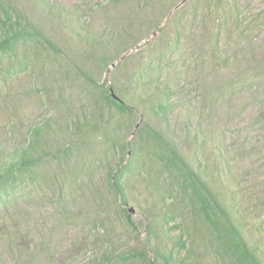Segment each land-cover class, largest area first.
Returning a JSON list of instances; mask_svg holds the SVG:
<instances>
[{"label":"rangeland","instance_id":"rangeland-1","mask_svg":"<svg viewBox=\"0 0 264 264\" xmlns=\"http://www.w3.org/2000/svg\"><path fill=\"white\" fill-rule=\"evenodd\" d=\"M9 1L59 53L29 42L0 55V163L30 141L42 155L0 201V264H144L156 251L232 264L134 143L142 119L173 136L264 261V0ZM113 85L134 117L101 102ZM132 147L129 225L108 173Z\"/></svg>","mask_w":264,"mask_h":264},{"label":"trees","instance_id":"trees-1","mask_svg":"<svg viewBox=\"0 0 264 264\" xmlns=\"http://www.w3.org/2000/svg\"><path fill=\"white\" fill-rule=\"evenodd\" d=\"M49 11H52V7ZM29 42L39 46L45 45L51 51L59 53L32 18L25 17L9 0H0V55L16 56L18 47ZM85 77L90 83L93 82L88 75ZM121 90L116 85L102 88L101 102L112 106L120 113L134 117L135 108L130 105L127 94L123 95ZM112 93L118 100L113 98ZM159 94L166 96L159 100L157 97L154 98L153 108L155 113L166 115L169 93L162 90ZM40 131L41 129L36 126L32 133L39 135ZM135 136L137 140L134 143L137 141L143 143L148 158L157 163L158 172L164 174L172 186L176 187L178 193L183 196L182 199L188 201L186 203L189 211L208 230L207 240L215 254L225 257L232 264H264L256 246L251 245L242 235L241 229L235 223L232 210L221 201L215 190L207 185V181L184 157L172 135L163 134L161 129L142 119L141 124L136 126ZM68 150L66 147L62 152L63 158L67 156ZM136 155L137 150L132 147L127 162L108 173L109 185L121 203L119 210L123 220L129 225L132 224V220L129 212L123 207L127 202L123 177L125 172L132 168V161ZM41 159L42 155L36 154L30 141L27 146L12 152L5 162L0 163V201L4 195L11 193L21 184L23 174L34 175L36 165ZM172 218L173 216H166L165 222ZM149 231L155 234L152 228ZM183 244V241L178 242L180 247ZM124 257L126 256H122ZM154 257L152 260L147 259L144 264H160L159 257L162 258L163 264L169 263L168 254L163 255L156 251ZM105 260H108V257H105Z\"/></svg>","mask_w":264,"mask_h":264},{"label":"water","instance_id":"water-1","mask_svg":"<svg viewBox=\"0 0 264 264\" xmlns=\"http://www.w3.org/2000/svg\"><path fill=\"white\" fill-rule=\"evenodd\" d=\"M112 94H113V93H112ZM113 98L118 99L117 96H115L114 94H113Z\"/></svg>","mask_w":264,"mask_h":264},{"label":"clouds","instance_id":"clouds-1","mask_svg":"<svg viewBox=\"0 0 264 264\" xmlns=\"http://www.w3.org/2000/svg\"><path fill=\"white\" fill-rule=\"evenodd\" d=\"M118 98V97H117ZM116 100H118V99H116Z\"/></svg>","mask_w":264,"mask_h":264}]
</instances>
